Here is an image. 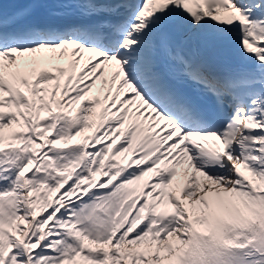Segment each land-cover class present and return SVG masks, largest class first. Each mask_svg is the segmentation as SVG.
Wrapping results in <instances>:
<instances>
[{
  "label": "snow or ice",
  "instance_id": "6c2138e0",
  "mask_svg": "<svg viewBox=\"0 0 264 264\" xmlns=\"http://www.w3.org/2000/svg\"><path fill=\"white\" fill-rule=\"evenodd\" d=\"M0 264H264V0H0Z\"/></svg>",
  "mask_w": 264,
  "mask_h": 264
}]
</instances>
